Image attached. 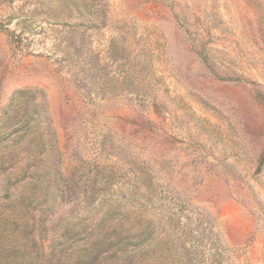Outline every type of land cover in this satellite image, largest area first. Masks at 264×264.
I'll use <instances>...</instances> for the list:
<instances>
[{
  "label": "rangeland",
  "instance_id": "rangeland-1",
  "mask_svg": "<svg viewBox=\"0 0 264 264\" xmlns=\"http://www.w3.org/2000/svg\"><path fill=\"white\" fill-rule=\"evenodd\" d=\"M29 156L57 190L27 227L37 203L2 196ZM0 199V264H104L73 251L127 209L205 264H264V0H0Z\"/></svg>",
  "mask_w": 264,
  "mask_h": 264
},
{
  "label": "trees",
  "instance_id": "trees-1",
  "mask_svg": "<svg viewBox=\"0 0 264 264\" xmlns=\"http://www.w3.org/2000/svg\"><path fill=\"white\" fill-rule=\"evenodd\" d=\"M8 1L11 2L12 0ZM19 105L20 101L11 109V111H8V119L11 120V118L15 119L17 117L21 119L16 125L12 126L9 129V133L6 130V135L4 138H11V141L9 142L13 151L18 149L22 150L21 147L26 144L24 139L30 134L32 130L31 115L27 112L24 106L22 107V105ZM2 141L3 140H1V142ZM37 157L39 156H29L26 159L27 161H30L32 159L35 160L32 164L26 166L25 168L27 175L24 176V180H26L25 187L23 186L21 192H19L15 196L10 192L2 196V200H8L9 206H13V208L16 207L19 203L29 202L30 205L34 202L37 203V205H33L36 211H29L32 219L28 222L27 227L32 225V220H34V217L37 216V214L42 212L44 206L45 210L50 207L49 201L54 198L55 190H57L56 188L52 187L55 183L54 179H51L49 175V169L44 168ZM2 200L0 199V207L4 206ZM130 200V197L128 199L121 198L116 200L115 203L125 201L124 205H127L129 203L130 205L134 206L133 202H129ZM37 201H42L44 204ZM103 204L104 202L101 205ZM13 208L11 209L12 213L7 212L5 213V215L9 218L14 217V219L21 221L18 217H16L17 212L15 211V209L13 211ZM90 212L93 211L91 210ZM131 212L134 215L135 220L129 219L131 217ZM126 213H128L127 215H130L127 216V219H124V216L119 221H110L108 220V218L103 217L101 218V221H97V225L101 223L105 225L108 224V222L110 224L104 233H97L96 235L93 234L92 237L94 239L85 243L80 249L74 250L73 253L78 254L85 252L88 253L87 257L91 256L93 258L98 255V257L103 258L104 264H154L153 261H155L159 254L164 258L158 261L160 262V264H205V258L209 255H202L199 257V254L197 253L199 249L197 247V244L191 243L190 246H182L183 250H179L178 243H176L174 239L171 240V242L168 241V235L160 238L161 240L157 239L159 231L156 226L157 222H155L154 219L136 215L137 211H135L134 209H127ZM106 215H108V212ZM20 218H23V216H20ZM136 219L138 220L136 221ZM24 220L25 219L23 218V221ZM18 221L16 223L19 225ZM157 224H159V227H163V224L161 225V223L159 222ZM102 229L103 227L99 228L98 231ZM183 230L184 231L182 232V234L184 235L193 234V232L188 230L187 228H184ZM158 240L162 241L163 245L167 247L165 252L159 254L157 249ZM53 242V245H58L60 239H54ZM18 246L19 244L17 245L16 243L11 245V247H15L21 250L26 249L25 247H27V244L25 243V246L23 247ZM222 256L223 252L215 251L213 255L209 256V260L212 263H219L218 261H221ZM59 262L55 261V264H60ZM17 263L19 264L20 261L18 262L17 260Z\"/></svg>",
  "mask_w": 264,
  "mask_h": 264
}]
</instances>
